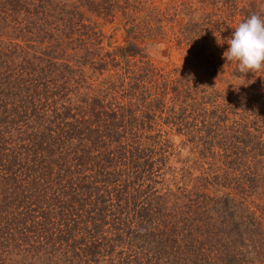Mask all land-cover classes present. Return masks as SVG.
Here are the masks:
<instances>
[{
  "label": "trees",
  "instance_id": "obj_1",
  "mask_svg": "<svg viewBox=\"0 0 264 264\" xmlns=\"http://www.w3.org/2000/svg\"><path fill=\"white\" fill-rule=\"evenodd\" d=\"M118 2L0 0V264H264V70L206 60L237 94L134 41L106 57L86 12Z\"/></svg>",
  "mask_w": 264,
  "mask_h": 264
},
{
  "label": "rangeland",
  "instance_id": "obj_2",
  "mask_svg": "<svg viewBox=\"0 0 264 264\" xmlns=\"http://www.w3.org/2000/svg\"><path fill=\"white\" fill-rule=\"evenodd\" d=\"M254 1L264 9L263 0ZM243 2L247 3L248 0H119L118 9H115L111 17H105L98 10H89L86 14L96 23L93 26L96 30L93 38H103L100 39L102 44H99L103 53L109 52L106 57L114 54L115 48L127 40L134 41L144 46L156 67L167 69L175 66L181 72L191 74L202 84V91L204 85H211L218 90L239 94L232 87V84H239L238 80L214 73L211 64L205 61L223 58V53L229 47L230 39L226 33H214L216 30L212 24L215 25L221 19V25L225 26L231 21L229 15L232 9L237 10ZM108 10L105 9V14ZM98 13L102 16H97ZM208 19L210 25L205 24ZM203 44L207 45L209 53L200 54L195 51L194 48ZM262 83L259 81V88H263L261 92L254 94L262 103L254 104L251 123L256 132L262 131L264 134L261 129L264 128V80ZM173 140L176 144L180 142L176 136Z\"/></svg>",
  "mask_w": 264,
  "mask_h": 264
},
{
  "label": "clouds",
  "instance_id": "obj_3",
  "mask_svg": "<svg viewBox=\"0 0 264 264\" xmlns=\"http://www.w3.org/2000/svg\"><path fill=\"white\" fill-rule=\"evenodd\" d=\"M228 45L223 55L241 73L264 70V18L253 14L239 22Z\"/></svg>",
  "mask_w": 264,
  "mask_h": 264
}]
</instances>
